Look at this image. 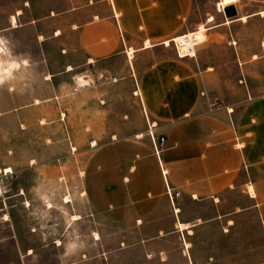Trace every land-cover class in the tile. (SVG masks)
Instances as JSON below:
<instances>
[{"label": "rangeland", "instance_id": "rangeland-1", "mask_svg": "<svg viewBox=\"0 0 264 264\" xmlns=\"http://www.w3.org/2000/svg\"><path fill=\"white\" fill-rule=\"evenodd\" d=\"M18 1L0 0V27ZM218 1L194 0L192 14L204 17L219 11L220 2L234 0ZM237 3L246 4L247 10L264 9V0ZM38 13L37 27L8 30L0 43L4 48L0 67L15 62V53L24 58L16 62L17 71L11 72L14 65L0 79V264H259L264 260V235L263 246H255L260 235L254 212L239 217L231 229L226 226L227 233L220 222L203 226L194 235L161 238L150 237L153 230L143 232L133 218L128 219L127 214L133 213H127L120 170L126 164L127 145L148 143L157 156L164 134L140 105L129 54L89 63L73 31L47 18L45 6ZM261 14L252 20L264 26ZM57 31L61 34L54 37ZM9 37H14L13 43ZM172 38L168 45L175 49ZM228 66L230 76L224 79L246 86L242 72L234 77V65ZM236 68L240 69L238 62ZM78 77L86 84L80 85ZM161 137L163 144L158 143ZM111 150L120 154L118 198L124 201L120 219L101 210L92 197L96 186L91 178L97 171H109ZM102 160L108 161V167H102ZM106 181L105 189L115 188ZM168 192L166 187L171 209L178 191L171 193L172 200ZM226 197L225 207L232 208L239 200L238 191ZM164 208L156 216H163ZM184 208L188 216L198 209L189 202ZM74 214L79 217L73 219Z\"/></svg>", "mask_w": 264, "mask_h": 264}, {"label": "crops", "instance_id": "crops-1", "mask_svg": "<svg viewBox=\"0 0 264 264\" xmlns=\"http://www.w3.org/2000/svg\"><path fill=\"white\" fill-rule=\"evenodd\" d=\"M237 1L220 2V12L209 11L202 17L192 14L194 0H19L0 27L1 43L8 30L37 27L38 9L45 6L47 18H55L63 29L75 33L76 44L89 63L126 58L133 49V61L131 57L128 61L137 80L136 95L152 124L164 134L165 143L157 156L148 143L128 144L122 168L120 154L111 150L109 171H97L91 178L96 186L92 197L101 210L122 217L120 168L127 213H133L127 217L141 225V231L153 230L150 237L194 235L203 226L220 222L225 230L231 229L239 217L254 212L260 235L255 246H263L264 26L252 17L264 9L247 10L246 4ZM230 3L236 9L232 18L221 12ZM12 14L15 25L10 21ZM199 24L205 27V37L194 56H178L171 46L163 45ZM58 31L54 37L61 34ZM9 38L13 43L14 37ZM23 60L14 54L13 61ZM229 63L234 65V77L242 72L246 86L224 79L230 76ZM231 93L235 94L232 99ZM107 163L100 161L102 167H108ZM105 181L115 188L105 189ZM166 187L170 193L179 192L171 209ZM231 191H238L239 200L226 208V194ZM187 202L198 207L194 215L185 212ZM161 206L165 213L159 217L156 212Z\"/></svg>", "mask_w": 264, "mask_h": 264}, {"label": "built area", "instance_id": "built-area-1", "mask_svg": "<svg viewBox=\"0 0 264 264\" xmlns=\"http://www.w3.org/2000/svg\"><path fill=\"white\" fill-rule=\"evenodd\" d=\"M219 9V6H217ZM204 31V30H203ZM204 40L203 33L199 31V28L193 29L191 31L182 33L172 38V42L178 56H194L196 47ZM160 140V142H159ZM153 143L155 147L156 154L159 150L156 147V140L153 138ZM158 143L163 144L164 138H158ZM169 197L172 200V194L170 192ZM178 192H175V196Z\"/></svg>", "mask_w": 264, "mask_h": 264}, {"label": "bare ground", "instance_id": "bare-ground-1", "mask_svg": "<svg viewBox=\"0 0 264 264\" xmlns=\"http://www.w3.org/2000/svg\"><path fill=\"white\" fill-rule=\"evenodd\" d=\"M18 12H19V11H18ZM261 13L264 14L263 11H262ZM208 19H212V16H209ZM242 19L245 20V16H243ZM10 21H11V23H12L13 25L16 24V17H15V15L12 14V15L10 16ZM198 28H199V31L203 33V37H205V35H204V31H203V30H205L204 25H203V24H199ZM164 43H165L166 45H168V44H169V41H168V40H165ZM146 44H147V43H146ZM1 52H4V48H3L2 45H0V53H1ZM132 52H133V49L130 48V49L128 50L129 57H132V54H133ZM14 65H16V62H10V63H8V64L5 65V66H1V67H0V79H1V77H2L4 74L8 73V72H9V69H10L11 67H13ZM69 68H70V66L68 67V69H69ZM77 82H78L80 85H84V84H86V80H85L84 78H82V77H78V78H77ZM137 136H138V137H141V136H142V132L138 133ZM249 191H250L251 193H253V189H252L251 186H249ZM65 201L67 202V201H69V199L66 197V198H65ZM25 203L29 205V202H28V201H26ZM47 206L50 207L51 204L48 203ZM72 217H73V219H74V218L76 219V218H78L79 216H78L77 214H74ZM180 226L183 228V227L186 226V224H184V223H180ZM94 237H95V238L99 237L97 232H94ZM30 251H31V250H29V252H30ZM14 264H15V263H14Z\"/></svg>", "mask_w": 264, "mask_h": 264}, {"label": "water", "instance_id": "water-1", "mask_svg": "<svg viewBox=\"0 0 264 264\" xmlns=\"http://www.w3.org/2000/svg\"><path fill=\"white\" fill-rule=\"evenodd\" d=\"M224 15L228 18L236 16V9L233 3L227 4L223 7Z\"/></svg>", "mask_w": 264, "mask_h": 264}, {"label": "clouds", "instance_id": "clouds-1", "mask_svg": "<svg viewBox=\"0 0 264 264\" xmlns=\"http://www.w3.org/2000/svg\"><path fill=\"white\" fill-rule=\"evenodd\" d=\"M24 63H27L26 61ZM98 238V237H97ZM57 243H59V241H57ZM74 246V245H73Z\"/></svg>", "mask_w": 264, "mask_h": 264}, {"label": "snow or ice", "instance_id": "snow-or-ice-1", "mask_svg": "<svg viewBox=\"0 0 264 264\" xmlns=\"http://www.w3.org/2000/svg\"><path fill=\"white\" fill-rule=\"evenodd\" d=\"M75 219V218H74Z\"/></svg>", "mask_w": 264, "mask_h": 264}]
</instances>
